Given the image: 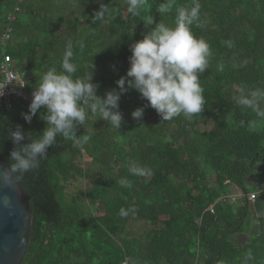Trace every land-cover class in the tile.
<instances>
[{
  "label": "trees",
  "instance_id": "16d2710c",
  "mask_svg": "<svg viewBox=\"0 0 264 264\" xmlns=\"http://www.w3.org/2000/svg\"><path fill=\"white\" fill-rule=\"evenodd\" d=\"M164 2L147 0L134 16L126 0H23L8 52L29 84L39 87L50 68L63 71L70 40L75 75L82 78L93 62L96 94L103 97L118 90L117 81L126 76L130 46L158 23L172 26L176 10L193 0H174L168 12L159 13ZM199 2L203 27L193 31L212 50L200 75L203 110L190 119L162 121L145 98L128 89L120 100L121 128L88 111L76 133L89 135L87 143L57 137L38 169L16 175L32 196L30 242L21 264H264V232H251L243 241L253 209L250 179L264 164V118L236 101L241 87L264 89V0ZM101 3L109 12L93 22ZM15 6L17 0H0V36ZM150 16L153 23L146 24ZM137 108L144 109L140 120L132 117ZM28 111L20 102L0 109V152L8 164L15 146L10 130L22 126L27 143L29 133L46 128L45 109L31 123L22 115ZM256 122L259 127L253 128ZM207 124L211 127L203 128ZM86 155L91 168L78 163ZM129 161L151 169L150 176L131 174ZM76 175L91 180L85 192L91 211L84 201L67 198L66 184ZM124 179L130 188L121 185ZM132 206L134 214L119 215ZM131 220L152 228L133 234Z\"/></svg>",
  "mask_w": 264,
  "mask_h": 264
},
{
  "label": "clouds",
  "instance_id": "9594fccd",
  "mask_svg": "<svg viewBox=\"0 0 264 264\" xmlns=\"http://www.w3.org/2000/svg\"><path fill=\"white\" fill-rule=\"evenodd\" d=\"M126 3L127 12L135 16L139 15L147 0H126ZM173 4L174 0H166L157 11L168 12ZM108 12L107 4L101 3L93 22L104 20ZM176 13L172 26L158 23L130 46L132 54L126 76L117 81L118 90L108 91L103 97L96 94L99 84L93 82V62L82 78L75 75L77 69L71 62L73 44L69 40L61 65L63 71L58 72L53 67L43 75L39 87L33 92L29 111L22 114L31 123L37 112L45 109L46 115L42 118L46 128L36 136L29 133L27 143L24 142L22 126L9 131V138L15 146L8 157L9 170L5 175L23 176L38 169L41 162L47 159L49 149L56 145L57 137L77 145L87 143L89 135L77 136L76 133L78 126L84 125L88 111L98 113L111 126L121 128L123 115L120 100L128 89L136 90L145 98L162 121H170L180 115L190 119L200 113L205 104L200 75L208 69L212 55L209 42L193 31L194 26L203 27L201 3L193 0L190 7H179ZM144 21L152 24L153 17ZM223 43L229 48L233 46L231 41ZM236 101L240 106L251 109L257 117L264 118V89L241 87ZM143 112V108H137L132 112L133 119H142ZM128 168L136 176L148 177L151 174V169L136 161H129ZM120 183L123 187H131L126 179ZM135 212L134 206L127 210L121 208L119 215L126 217Z\"/></svg>",
  "mask_w": 264,
  "mask_h": 264
},
{
  "label": "water",
  "instance_id": "95a60500",
  "mask_svg": "<svg viewBox=\"0 0 264 264\" xmlns=\"http://www.w3.org/2000/svg\"><path fill=\"white\" fill-rule=\"evenodd\" d=\"M0 152V264H21L30 242L32 196Z\"/></svg>",
  "mask_w": 264,
  "mask_h": 264
},
{
  "label": "built area",
  "instance_id": "2783aa9c",
  "mask_svg": "<svg viewBox=\"0 0 264 264\" xmlns=\"http://www.w3.org/2000/svg\"><path fill=\"white\" fill-rule=\"evenodd\" d=\"M23 0H17V6L12 13L5 17L6 24L1 33L0 41L2 44V59L0 61V109L11 110L15 103L20 102L30 105L33 92L37 86H31L24 72L18 71V66L12 55L8 52V43L12 39L14 28L13 22L17 18V13L21 10L20 3ZM255 193H251L250 199L255 200Z\"/></svg>",
  "mask_w": 264,
  "mask_h": 264
},
{
  "label": "rangeland",
  "instance_id": "374dc122",
  "mask_svg": "<svg viewBox=\"0 0 264 264\" xmlns=\"http://www.w3.org/2000/svg\"><path fill=\"white\" fill-rule=\"evenodd\" d=\"M62 30L65 34V32L68 30V27L63 26ZM26 72V71H25ZM27 74V73H26ZM211 125H203V128H210ZM253 128H258L259 125L258 123H253L252 124ZM78 163L81 167L83 168H91L92 167V160L90 159L89 156H84L81 159L78 160ZM214 180V178H212ZM91 185V180L88 177H81L79 175H76L70 179V181L67 182L66 184V195L67 198H77L79 201H84L86 203L85 209L87 211H91L93 204L91 200H89L85 196V192ZM99 213L104 211V204L101 203L99 206ZM152 226L144 221V220H131L129 222V227L128 229L130 230L131 233L136 234V235H143L145 234L148 230H150ZM243 241L247 240L249 237L243 235Z\"/></svg>",
  "mask_w": 264,
  "mask_h": 264
},
{
  "label": "crops",
  "instance_id": "0c3cea01",
  "mask_svg": "<svg viewBox=\"0 0 264 264\" xmlns=\"http://www.w3.org/2000/svg\"><path fill=\"white\" fill-rule=\"evenodd\" d=\"M251 188L257 195L255 200H251L253 205L252 217L250 218L248 230L244 236L249 237L250 233L264 232V164L261 165L260 170H257L256 175L251 177ZM237 194V191L235 192Z\"/></svg>",
  "mask_w": 264,
  "mask_h": 264
}]
</instances>
